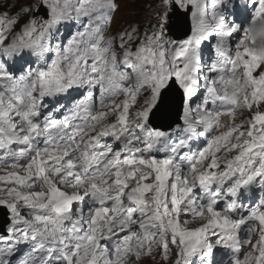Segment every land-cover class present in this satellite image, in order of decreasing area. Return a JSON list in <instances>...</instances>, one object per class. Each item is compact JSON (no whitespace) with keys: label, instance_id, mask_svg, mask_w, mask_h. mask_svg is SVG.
Instances as JSON below:
<instances>
[{"label":"snow or ice","instance_id":"6c2138e0","mask_svg":"<svg viewBox=\"0 0 264 264\" xmlns=\"http://www.w3.org/2000/svg\"><path fill=\"white\" fill-rule=\"evenodd\" d=\"M147 7L0 0V264H264V0Z\"/></svg>","mask_w":264,"mask_h":264},{"label":"bare ground","instance_id":"6f19581e","mask_svg":"<svg viewBox=\"0 0 264 264\" xmlns=\"http://www.w3.org/2000/svg\"><path fill=\"white\" fill-rule=\"evenodd\" d=\"M120 4L122 6V3L121 2H120ZM123 17H125V15H124V12H123V10L121 8V10L115 14V18H118V22L116 23V25H112V27H114L115 30H117L118 28H122V27H126L127 26L128 23H127V21L122 20ZM145 24L146 23H144V25ZM186 25L188 26V28H187V31H188L189 30V25L187 24V22L183 18H181V22H180L179 26L177 28H175V30L177 31V36H178L179 39H183L184 38L185 32H184L183 29H185V26ZM69 31H71V29ZM112 32H115V31H112ZM66 34H67V32H66ZM205 54H208V50H206V49H205ZM175 98H176L175 95H173L172 97H170L169 106L165 110V113L163 114V116L161 117V119L157 121V123L166 122L167 119L169 118V114L171 116H173L175 114V112H176V105H175V103H173L174 100H175ZM220 254H221V251L218 250L217 253H216V255H215V261L216 262L219 259ZM224 260H226V259H224Z\"/></svg>","mask_w":264,"mask_h":264},{"label":"rangeland","instance_id":"374dc122","mask_svg":"<svg viewBox=\"0 0 264 264\" xmlns=\"http://www.w3.org/2000/svg\"><path fill=\"white\" fill-rule=\"evenodd\" d=\"M117 22H118V18H115L113 21V25H116ZM145 264H153V262L150 260H147V261H145Z\"/></svg>","mask_w":264,"mask_h":264}]
</instances>
